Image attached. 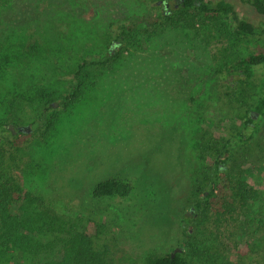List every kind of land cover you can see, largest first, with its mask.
I'll list each match as a JSON object with an SVG mask.
<instances>
[{"label":"rangeland","instance_id":"obj_1","mask_svg":"<svg viewBox=\"0 0 264 264\" xmlns=\"http://www.w3.org/2000/svg\"><path fill=\"white\" fill-rule=\"evenodd\" d=\"M224 1L233 3L238 18L264 25V17L251 5ZM166 2L169 18H158ZM181 13L178 0H0V51L8 46L16 50L26 41L39 44L33 54L19 50L21 56L0 70V122L14 131L16 125L25 126L22 119L38 112L40 100L34 97L40 89L52 94L51 105L60 110L55 129L46 136L1 150L0 183L6 181L16 197L26 199L28 215L37 217L44 211L28 200H45L58 223L47 228L37 219L39 237L48 248L38 255L0 251V264L58 261L66 231L77 225L94 235L93 221L100 217L107 232L97 247L106 264H145L178 247L181 217L191 219L189 205L197 197L193 187L205 180L199 153L192 148L194 132L212 118L220 131L231 134L234 124L227 111L244 102L252 104L254 87L264 75L262 67L257 68L245 97L231 96L220 87L218 71L241 57L264 53V35L237 36L233 17L195 10L188 16ZM144 23L149 26L139 29ZM122 26L133 27L130 37L120 35ZM108 55L116 59L86 77L80 101L67 110L58 107L71 90L79 64L84 59L103 61ZM95 150L104 152L94 158ZM113 154L119 156L112 159L121 157L123 162L135 157V166L148 159L152 172L147 177L158 174L160 181L167 179L169 219L155 218L156 209H161L148 202V190L146 196L135 194L127 202L92 198L96 174L106 169L103 162L110 163L108 156ZM248 170L246 189L255 191L257 199L245 214L237 209L222 220L214 212L196 220L197 241L191 253L196 252L198 264H264V125L254 143L239 147L226 166V181L215 202L221 213L226 212L224 200L231 202L236 192L229 177Z\"/></svg>","mask_w":264,"mask_h":264},{"label":"trees","instance_id":"obj_2","mask_svg":"<svg viewBox=\"0 0 264 264\" xmlns=\"http://www.w3.org/2000/svg\"><path fill=\"white\" fill-rule=\"evenodd\" d=\"M178 1L182 12L180 16H188L192 10L198 13L220 14L228 18L233 17L235 34L239 37L264 35V25H256L245 19L238 18L233 3L224 0L215 2L206 0ZM241 2L251 5L257 14L264 17V0H241ZM160 16L169 18L168 10L165 9L157 17L159 18ZM179 19L181 17L176 18L172 23H178ZM140 26L147 28L144 24ZM132 28L131 26H122L120 35L125 38L130 37ZM9 47L3 52L0 51V70L14 63V60L21 56L18 53L19 50H21V53L33 54L38 51L39 44L38 41H35L29 45L26 41L13 51ZM115 57L108 55L103 61L84 59L73 73L70 92L61 98L58 107L62 110H67L78 103L84 94L86 77L94 72L93 69L95 67L111 64L116 59ZM259 67H262V74H264V53L241 57L236 62L226 65L224 70L218 71L219 80L223 82L220 87L223 85L224 88L230 90V94L233 97L244 96L246 84L254 80L256 69ZM236 74H238L237 79H235ZM231 77H233L232 80L230 79ZM169 78L170 76L165 77L163 80H170ZM34 98L35 100H40L38 112L22 119V123L32 128V133L29 134L31 136L25 133H18L16 130H10L9 123L0 122V153L1 150L7 151L8 149L20 147L19 145H25L30 137H35L39 134L46 136L55 129V125L60 118V110L51 105L54 100L52 94L45 89H40ZM252 98V104L248 105V103L244 102V104L242 103L240 106L227 111L228 119L231 124H234L232 125L233 132L231 134L220 131L212 118L204 121L206 124L204 129L201 127L195 130L192 148L199 153L202 162V167H200L199 171L205 180L198 181L199 183L197 182L198 184L196 183L195 187H193L197 197L189 205L191 219L186 220L185 216L181 217V238L177 247L181 249V252H176L175 256L172 257L175 248L172 252L163 256L150 257L145 264H198L197 257H195L196 252L191 253V251H194L197 241L198 225L195 224L196 220L198 218H207L213 212L217 214V220H222V218L234 213L237 209L242 214H245L248 204L257 199L255 191L246 189V179L250 173L248 170L242 173L241 176L233 175L232 178L229 177L231 183L234 181L236 183V192L232 196L231 202L228 199L224 200L226 201L224 207L226 212L221 213L220 209L215 205L222 183L226 181L227 164L233 161V156L239 147L254 143L255 136L264 125V75L256 83ZM194 100V97H189L188 101ZM24 101L25 98L21 102L22 108H24ZM28 105L30 106V103ZM254 113L258 114L257 119H254ZM17 126L22 125L14 126L15 129ZM127 151L130 150L127 149ZM94 152L96 154L94 153L93 157L96 158L102 155L104 151L96 152L95 150ZM113 156L118 157L119 154L108 156L110 163L104 161L103 164L107 165L106 169L96 174L98 177L97 181L91 187L92 198L97 201L120 199L123 202H127L135 194L146 196V191L148 190L147 196L150 200L148 202L153 203L154 209L158 207L161 209L159 211L156 209L155 218L165 221L169 219V212L171 211L169 204L171 202L167 179L163 178L160 181L157 177L158 174L151 175V178L147 177V174L149 176L152 172L148 167L149 164H147V161H150L148 159L137 161L135 166V157L125 159L123 162L120 159L121 157L115 160L112 159ZM115 161L117 162L115 163ZM178 166L182 168L183 163ZM141 183H143V188L141 187L140 189ZM179 192L182 191L180 190ZM32 202L37 203L44 209L37 217L31 214L28 215L29 211L25 207L26 199L20 200L16 197L6 181L0 183V251L2 253L10 255L30 253L38 255L48 248L49 244L43 243L39 237L42 229L37 225V219L42 220L44 222L43 225L47 228H51L58 223L57 218L51 214V205L45 200L40 198L28 200L29 204H32ZM234 202H238L240 207H235L232 204ZM15 207L18 208L17 213H13ZM80 209L83 210V207ZM124 210L122 209L120 212L125 213ZM175 210L177 211V208ZM46 220L50 222H46ZM79 220L83 221L80 217ZM103 220L100 217L99 221H93L96 230L94 235L89 234L86 228H78L77 225H73L70 230L66 231L67 237L60 240L61 251L63 252L62 258L46 264H106L102 250L97 247V240L107 232V223L103 222ZM241 235L246 237L247 232L242 230ZM206 251L208 252L209 249L206 248Z\"/></svg>","mask_w":264,"mask_h":264},{"label":"water","instance_id":"obj_3","mask_svg":"<svg viewBox=\"0 0 264 264\" xmlns=\"http://www.w3.org/2000/svg\"><path fill=\"white\" fill-rule=\"evenodd\" d=\"M144 26L148 27L149 25L147 23H144ZM139 28H143V26H140ZM115 47V45H113L111 47V50H113ZM254 119H257L258 118V114L257 113H254ZM18 133H25V134H31L32 133V128L28 125H25V126H17L16 129H15ZM176 252H181V249L180 248H176L175 251L172 253V257L175 256V253Z\"/></svg>","mask_w":264,"mask_h":264},{"label":"flooded vegetation","instance_id":"obj_4","mask_svg":"<svg viewBox=\"0 0 264 264\" xmlns=\"http://www.w3.org/2000/svg\"><path fill=\"white\" fill-rule=\"evenodd\" d=\"M164 8H165V9H168V8H169V3L166 2V3L164 4ZM168 11H169V10H168ZM113 45H116V43L113 42V43H112V46H113ZM230 79L232 80L233 77H231Z\"/></svg>","mask_w":264,"mask_h":264}]
</instances>
